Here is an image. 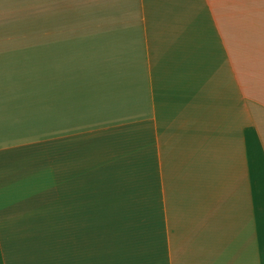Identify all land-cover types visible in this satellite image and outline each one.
<instances>
[{"label":"crops","instance_id":"obj_1","mask_svg":"<svg viewBox=\"0 0 264 264\" xmlns=\"http://www.w3.org/2000/svg\"><path fill=\"white\" fill-rule=\"evenodd\" d=\"M246 32L264 0H0V264H264Z\"/></svg>","mask_w":264,"mask_h":264},{"label":"rangeland","instance_id":"obj_2","mask_svg":"<svg viewBox=\"0 0 264 264\" xmlns=\"http://www.w3.org/2000/svg\"><path fill=\"white\" fill-rule=\"evenodd\" d=\"M42 23H39V25ZM44 24V23H43ZM42 29H44V26H42ZM250 34V33H249ZM248 32L243 37H237L231 33L230 37V48L231 50H235L231 52V62H236L238 57L243 58L246 65L250 64V62H253V58L256 57L258 59L264 57V54L262 55H256L254 49L257 47L264 46V38L262 37H254L250 36ZM239 47H245L246 52L245 53H237V49Z\"/></svg>","mask_w":264,"mask_h":264}]
</instances>
